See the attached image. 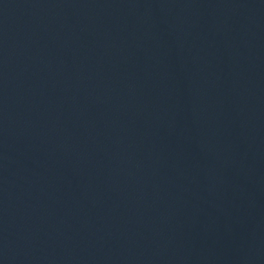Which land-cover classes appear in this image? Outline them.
<instances>
[{
	"label": "water",
	"instance_id": "95a60500",
	"mask_svg": "<svg viewBox=\"0 0 264 264\" xmlns=\"http://www.w3.org/2000/svg\"><path fill=\"white\" fill-rule=\"evenodd\" d=\"M0 264H264V117L71 0H0Z\"/></svg>",
	"mask_w": 264,
	"mask_h": 264
}]
</instances>
